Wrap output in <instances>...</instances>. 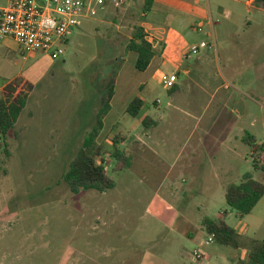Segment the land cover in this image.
I'll list each match as a JSON object with an SVG mask.
<instances>
[{
	"label": "rangeland",
	"instance_id": "rangeland-1",
	"mask_svg": "<svg viewBox=\"0 0 264 264\" xmlns=\"http://www.w3.org/2000/svg\"><path fill=\"white\" fill-rule=\"evenodd\" d=\"M167 1L169 15H194L212 45L192 57L204 58L213 80L207 94L188 91L179 109L190 117L177 113L179 102H171L160 77L138 70L136 53L126 51L135 27L155 16L145 15V0L80 20L55 57L24 55L16 41L4 40L12 51L0 49V81L27 77L35 87L15 127L0 139V264H245L247 248L206 244L203 219L218 220L225 211L243 238L264 239V196L243 217L225 198L228 185L248 172L264 183L242 141L248 130L264 142V5ZM114 81L113 108L103 114L98 140L116 187L74 194L64 172L104 111ZM136 97L145 101L137 119L125 110ZM146 113L155 121L149 127ZM199 137L203 145L192 158ZM114 139L132 155L131 167L114 170ZM194 249L204 259H194Z\"/></svg>",
	"mask_w": 264,
	"mask_h": 264
},
{
	"label": "trees",
	"instance_id": "trees-1",
	"mask_svg": "<svg viewBox=\"0 0 264 264\" xmlns=\"http://www.w3.org/2000/svg\"><path fill=\"white\" fill-rule=\"evenodd\" d=\"M255 1L263 2L264 5V0ZM153 2L154 0H145L143 5L145 12L152 9ZM146 36L147 31L145 28L142 25L136 26L126 44V51H133L137 54L136 68L140 71H145L157 54L154 43L149 42ZM34 87V83L21 77H16L4 85L0 93V139L6 138L15 127L27 104L29 92ZM114 92L115 81L107 91L104 111L98 115L96 125L85 135L83 145L70 162L68 170L64 172L63 179L74 194L88 190L104 192L116 187V181L108 174L107 150L98 140L103 128V114L111 109ZM143 105L144 100L136 97L130 102L126 112L132 117H137ZM154 122L149 115L143 119V124L147 127ZM243 141L252 150L254 168L264 174V142H259L250 133L245 134ZM113 142L115 148L109 154V157L114 158L116 161L114 170L131 167L132 155L117 146V139H114ZM263 196L264 183L255 179L254 175L248 172L243 176L240 183L228 185L225 198L229 208L243 217L253 211ZM227 213L225 211L223 218L218 220L209 217L203 219L202 225L208 235L214 236V241L219 244L235 248H247L249 257L248 262L245 264H264V239L243 238L235 228L225 221Z\"/></svg>",
	"mask_w": 264,
	"mask_h": 264
},
{
	"label": "built area",
	"instance_id": "built-area-1",
	"mask_svg": "<svg viewBox=\"0 0 264 264\" xmlns=\"http://www.w3.org/2000/svg\"><path fill=\"white\" fill-rule=\"evenodd\" d=\"M130 0H0V42L14 40L21 46L24 55L55 52L63 40L71 38L82 19H93L101 12H107L110 6L123 7ZM208 2L209 0H197ZM212 28L214 23L211 24ZM195 29L204 32L201 24ZM214 36L211 32L209 36ZM147 40L154 43L147 33ZM212 47L207 41L189 47L185 58L190 60L203 48ZM161 82L172 89L178 80L175 73H162ZM228 88V84H225ZM159 103V100H158ZM214 236L206 240L213 242ZM194 259L201 261L205 254L200 249L192 252Z\"/></svg>",
	"mask_w": 264,
	"mask_h": 264
},
{
	"label": "crops",
	"instance_id": "crops-1",
	"mask_svg": "<svg viewBox=\"0 0 264 264\" xmlns=\"http://www.w3.org/2000/svg\"><path fill=\"white\" fill-rule=\"evenodd\" d=\"M179 1L183 4L186 3V0H179ZM164 2H166L165 5H161V4H157V3H159L158 0H154L153 6H152V9L150 10V12L153 11L155 16L153 17L152 21L145 22L142 24V26L145 28L147 33L154 40V46L157 50V54L153 58L149 67L145 71H142V72L150 73L151 77L152 76L160 77V75L162 73H171V74L175 73V74H177L178 80H177L176 84L174 85V87L172 89H167V90L169 91V93L172 96H174V98L171 99V102L173 103L174 101H176V99H177V102H179V103H177V105L175 107V109L177 111H180L177 113L183 114L187 117H190L191 114L188 112L187 109H184V110L179 109V107L185 108L182 106V104H184L183 100L185 99L188 91L192 90L195 95L207 94L210 92L209 91V85L213 79L210 76V74L207 73L206 68L203 65L204 58L202 56H198L196 58H191V61H193V63L191 64L190 62H188L187 65H184L175 56H177V54L180 53L182 58L185 57V54L188 51L189 47L193 44L199 43L202 40H204V38H203L204 35L195 29V27L198 24L196 25L194 23V21L196 19L195 17H193L194 15H192L190 17L188 16L187 18L169 15V9L170 8L167 4L168 1L164 0ZM254 2H256V1L255 0H248L247 1L248 4H252ZM260 3H261V5H263V2H260ZM162 9L168 13L166 15H164L162 13ZM159 13H162L164 16H158ZM145 15L148 16L149 12L148 13L145 12ZM4 43H5V41L0 42V45H1L0 49H2L4 52H8L9 50L12 51L8 47V45H7L8 43L7 44H4ZM130 52H133V51H130ZM136 59H137V56H136ZM263 65H264V63L261 64L260 66H263ZM219 75H220V72H219ZM17 77H21V76H17ZM14 78H16V77H14ZM21 78H24V79L30 81L27 77H21ZM13 79H10V80H13ZM6 83H8V80L0 81V93H1L3 87ZM225 84L226 83H224L222 86L225 87ZM144 85H145V83L142 84V87ZM225 89H226V87H225ZM217 90L218 89H216L212 93V96L215 97V92ZM115 94L116 93L114 92V96H113L112 101H111V108H113V102L115 99ZM130 102H131V100H130ZM130 102L128 103V105L130 104ZM128 105L125 107V110L127 109ZM144 106H145V101H144V105H143L142 109L144 108ZM262 106H264V105H262ZM147 115L148 114L146 113L144 115V117L142 118V120ZM194 132H195V130L193 131V134H194ZM247 133L254 135L258 140L257 135L248 131V130L244 131V136ZM244 136L242 137V141H243ZM147 137L150 138V135H147ZM136 140L137 141L135 142V144L140 149L143 148L144 146H141V142H142L141 139H136ZM202 145H203L202 138L199 137L197 139V146L196 147L194 146L192 149H190L189 156L194 158L196 156V154H198V151H200V149H197V148H201ZM188 224L189 223L187 222V225ZM125 261L129 262L130 260H125ZM126 262H124L123 264H126Z\"/></svg>",
	"mask_w": 264,
	"mask_h": 264
}]
</instances>
